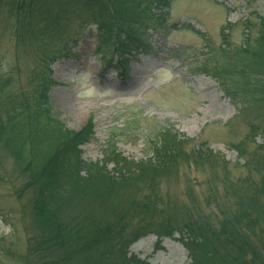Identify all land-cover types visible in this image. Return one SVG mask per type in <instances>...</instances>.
I'll return each instance as SVG.
<instances>
[{
	"label": "rangeland",
	"instance_id": "rangeland-1",
	"mask_svg": "<svg viewBox=\"0 0 264 264\" xmlns=\"http://www.w3.org/2000/svg\"><path fill=\"white\" fill-rule=\"evenodd\" d=\"M171 1L168 36L150 31V52L133 54L126 71L117 65L107 67L113 57L111 47L103 45L102 51H97L96 26L81 29L80 22H89V11H83L78 18L80 22L75 19L69 26L72 40L80 36L77 46L70 56L59 59L50 68L53 85L49 102L54 117L70 131L80 132L93 122L94 134L79 147L80 157L85 165L103 166L115 178L123 173L121 166L113 162L115 158L132 164L148 161L153 158V146L160 143L164 131L186 141L182 148L187 154L197 152L198 148L214 152L218 157L214 168L208 164L197 168L193 165L194 157L183 158L178 174L160 182L158 195L164 204L169 199L177 202L181 216L184 208L191 207L186 194L194 191L202 213L218 224L219 206L232 211L237 208L239 195L234 197V186L239 187V182L249 177L258 183V175L247 167L245 159L239 158L233 145L244 143L248 154L262 152L263 155L257 156L261 159L255 162H264V150L260 149L264 144V106L253 104L255 110L240 115L241 102L231 100L224 86L227 81L213 74L229 66L234 71L239 69L240 64L221 50L226 48L222 33L228 38V49L244 48L245 25H254L250 35L255 36L264 21V0ZM14 28L13 18L4 15L0 18V73L10 76L16 90L30 93L33 90L30 82L39 75L35 73L42 72L43 66L35 51L18 46ZM194 30L205 35L207 41ZM208 48L214 51L209 62L212 72L204 75L202 64L207 61ZM235 77L233 74L228 79L235 82ZM255 125L261 128V134L254 137L251 131ZM221 159L228 163L227 167ZM0 163V264H28L20 260L23 255L30 256V264H37L40 255L33 254L38 251L40 233L34 222L32 201L38 195L28 193L20 198L17 194L21 165L18 163L16 167L13 157L2 151ZM81 175L86 176L84 172ZM136 192L130 190L112 199L111 204L121 213L131 202H142L150 194L147 188ZM71 199L66 192L59 194L61 219L67 223L74 216L82 218L79 236L86 245L93 232L90 219L112 222L115 215L110 213L108 218L103 215L99 204H93L96 200L84 203ZM159 242L158 236L149 235L132 244L128 254L147 264H191L178 234ZM253 243L264 258L262 240L254 238ZM68 249H75L73 242Z\"/></svg>",
	"mask_w": 264,
	"mask_h": 264
},
{
	"label": "trees",
	"instance_id": "trees-1",
	"mask_svg": "<svg viewBox=\"0 0 264 264\" xmlns=\"http://www.w3.org/2000/svg\"><path fill=\"white\" fill-rule=\"evenodd\" d=\"M171 6V0H0V18L4 15L14 19L13 32L18 46L35 51L43 66L42 72L35 73L39 75L30 82L33 87L30 93L16 90L10 76L0 73V151L9 153L16 167L18 163L22 167L18 165L21 183L17 195L20 198L28 193L38 195L32 201L34 222L40 233L38 251L33 254L40 255L37 264H147L130 257L128 251L132 244L152 234L160 242L178 234L189 252L191 264H264L260 249L253 243L254 238L262 240L264 249V201L261 200L264 162H255L261 159L257 156L263 155L262 152L248 154L244 143L233 145L239 158L245 159L247 167L258 175V183L249 177L239 182V187L234 186V197L239 195L234 211L219 206L221 219L215 224L210 216L202 213L194 191H188L191 207L184 208L181 219L177 202L169 199L164 204L159 197V184L178 174L183 158L194 157L193 165L197 168L204 164L214 168L218 158L214 152L198 148L197 152L187 154L182 148L186 141L164 131L160 143L153 146V158L148 161L132 164L115 158L113 162L123 169L115 178L103 166L85 165L80 157L79 147L94 134L93 122L80 132H73L53 115L49 102L53 85L50 68L59 59L70 56L77 46L80 36L72 40L69 26L83 11H89V22L78 21L82 30L96 26L97 51L101 52L103 45L111 47L113 57L107 67L117 65L126 71L133 54L150 52V31L168 36ZM253 28V24L245 25L247 38L244 48L240 49H228V38L222 33L226 48L221 50L240 67L234 71L229 66L213 74L227 81L226 92L231 100L241 102L239 114L242 116L243 112L257 108L253 104L264 106V21L255 36L250 35ZM196 33L207 41L205 35ZM208 50L207 61L202 64L204 75L212 72L209 62L214 51ZM233 74L235 82L228 79ZM260 130L255 125L251 133L255 137ZM260 149L264 150V144ZM221 162L224 167L228 166L225 160ZM144 188L150 194L142 202H131L121 213L111 204L112 199L130 190L138 193ZM63 192L71 200L81 199L84 203L96 200L93 204H99L103 215L108 218L111 213L115 219L112 222L90 219L93 232L87 236L89 243L83 245L84 238L79 236L82 231L79 225L84 224L82 218L74 216L67 223L61 219V205L57 201ZM71 242L75 245L73 250L68 249ZM20 260L28 264L31 261L29 255L21 256Z\"/></svg>",
	"mask_w": 264,
	"mask_h": 264
}]
</instances>
